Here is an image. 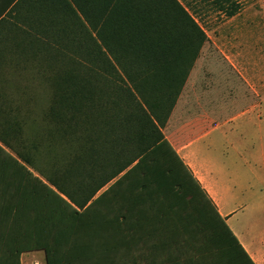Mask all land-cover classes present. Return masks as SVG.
I'll list each match as a JSON object with an SVG mask.
<instances>
[{
    "label": "trees",
    "instance_id": "obj_1",
    "mask_svg": "<svg viewBox=\"0 0 264 264\" xmlns=\"http://www.w3.org/2000/svg\"><path fill=\"white\" fill-rule=\"evenodd\" d=\"M241 10L15 5L27 73L39 54L57 66L38 68L44 83L28 84L25 104L0 105V264L32 251L46 264H256L164 133L208 41L199 21Z\"/></svg>",
    "mask_w": 264,
    "mask_h": 264
},
{
    "label": "crops",
    "instance_id": "obj_2",
    "mask_svg": "<svg viewBox=\"0 0 264 264\" xmlns=\"http://www.w3.org/2000/svg\"><path fill=\"white\" fill-rule=\"evenodd\" d=\"M20 1L0 0V105L25 104V92L28 89V84L35 89L37 85L39 86L35 81L28 82L25 55L22 59L19 47L16 46V42L18 45L20 43L21 25L25 26V19L23 22L21 21V13L19 12L18 17L12 13L13 8ZM237 2L242 5L241 12L244 11L245 4L248 2L244 4L242 0H237ZM241 12L234 17L240 15ZM214 15L216 16V26L234 18L224 20V14L221 12H215ZM212 17L201 20L199 23L205 27ZM220 17L223 20L220 21ZM17 27L18 35H16ZM204 30L206 32L205 28ZM234 56L236 58V55ZM200 58L191 72L164 133L178 154L180 156V152L182 155L184 154L186 160L182 156L181 158L209 194L218 212L226 219L227 224L254 262L264 264V235H261L256 243L245 237L238 221L235 220L237 208L234 205L246 191L243 187V184H246V178H241L240 169H243L242 166L245 165L250 166V159L260 160L261 158L264 160V81L261 82V76L264 74L259 73L256 76L248 63L242 66L240 68L242 71H240L236 65L228 61L231 62V66L228 65L226 73L224 69H221L222 67H217L209 77H206L203 74V69L202 72L200 69L197 70ZM226 58L229 60L230 57L226 55ZM235 70L237 74H235ZM225 75L233 76L232 81L237 78V82L242 85L234 93L229 89L231 96L227 97L223 96L224 90L220 87L226 81ZM205 82H209V85L204 89L202 85ZM244 93L247 94V98L241 97V94L244 95ZM220 103L225 107L221 114L218 112ZM241 106L245 108L241 109ZM249 129L257 130L258 135L253 138L259 139L258 146H254L253 139L250 138H247L250 144H245L242 147L236 146L235 141L231 138H234L238 133H241L243 137H251ZM215 132H220V139L230 144L222 152L223 156H227L226 166L221 162L218 163V156L207 155L210 149L209 139ZM244 133H248V136ZM240 153L248 154V160L245 157L244 165L237 163L232 165L230 163L231 155ZM256 178L258 183L260 178L258 174ZM247 184L250 188L251 184L249 182ZM37 252L43 251L22 254L21 263L23 264L25 254Z\"/></svg>",
    "mask_w": 264,
    "mask_h": 264
},
{
    "label": "rangeland",
    "instance_id": "obj_3",
    "mask_svg": "<svg viewBox=\"0 0 264 264\" xmlns=\"http://www.w3.org/2000/svg\"><path fill=\"white\" fill-rule=\"evenodd\" d=\"M179 1L184 6H188V3L190 2H192V4L195 3V0ZM246 2L249 4H245L246 8L240 15L223 22L218 26L215 25L216 16L213 13H210V16H207L213 17L209 20L207 26L205 25L208 41L204 46L200 61L197 65V70L200 69L202 72L203 69V74L206 77H209L210 73H212L217 67H222L221 69H224V72L226 73L229 68L228 65L231 66V62L236 65L240 71H242L240 68L248 63L256 76H258L259 73L264 74V0H242L243 4ZM226 55L230 57L229 60L226 58ZM234 55H236V58ZM50 58L51 59L44 54H39L37 59L33 58V60L28 63V78L32 79L31 75L33 74L35 77L32 81H35L37 84H43L44 78H40L39 76L36 77V72L39 67L41 70H46L45 68L50 65L56 67L57 65L55 61H53L51 56ZM235 74H237V72ZM263 76H261V82L264 81ZM225 77L226 81L222 83L220 87L224 90L223 96L227 97L231 96L229 89L234 93V91L239 87H242V85L237 82V78L232 81L233 76L225 75ZM208 85L209 82H205L202 85V88L205 89ZM246 86L249 87L248 84H246ZM241 97L247 98V94H241ZM221 104L222 103H220L218 107L219 114L223 113L225 110V107ZM242 108L245 107L241 106V109ZM221 118L222 117L220 116V119ZM250 132L252 134L251 137L248 136V133H244L248 137H243L241 133H238L234 138H231V140L235 141L236 146L242 147L245 144H250L249 139H247L250 138L253 139L254 146H258L259 139H255L258 135L257 130L249 129V133ZM219 133L220 132H215L209 139L210 149L208 150L207 155L214 154L215 157L218 156V163L221 162L226 166L227 156H223L222 152L230 144L226 141H222ZM212 143L213 147L211 148ZM180 154L183 159L186 160L184 154L182 155L181 152ZM245 157H247L248 160L249 155L243 153L231 155L230 163L232 165L234 163L244 165L246 161ZM249 164L250 166H242L243 169H240L239 171L241 178H246V184H243V187H245L244 190L246 189V191L240 196L238 201L234 203L237 208L235 220L238 221L242 228L244 236L256 243L258 242L259 237L264 235V160L261 158L260 160L250 159ZM257 174L260 177L258 183L256 178ZM248 182L251 184V189L247 184ZM23 264H46L44 253L37 252L25 254L23 256Z\"/></svg>",
    "mask_w": 264,
    "mask_h": 264
}]
</instances>
